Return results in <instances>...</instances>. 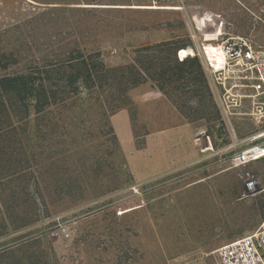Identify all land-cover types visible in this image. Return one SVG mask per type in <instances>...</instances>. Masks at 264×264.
Returning <instances> with one entry per match:
<instances>
[{
	"label": "rangeland",
	"instance_id": "obj_1",
	"mask_svg": "<svg viewBox=\"0 0 264 264\" xmlns=\"http://www.w3.org/2000/svg\"><path fill=\"white\" fill-rule=\"evenodd\" d=\"M160 31L186 50L177 60L220 33L264 48V0H0V77L48 71L57 83L79 53L121 68ZM198 60L214 107L204 109L201 95L177 97L191 98L187 117L149 81L118 107L113 89L75 96L70 88L61 106L0 117V264H216L217 248L264 224V192L242 198L231 169L264 120L248 100L235 106L251 94L242 82L224 97ZM159 97L185 120L180 148L144 120L143 103ZM166 160L178 166L144 175ZM250 169L264 186V161ZM58 223L67 237L53 235Z\"/></svg>",
	"mask_w": 264,
	"mask_h": 264
},
{
	"label": "trees",
	"instance_id": "obj_2",
	"mask_svg": "<svg viewBox=\"0 0 264 264\" xmlns=\"http://www.w3.org/2000/svg\"><path fill=\"white\" fill-rule=\"evenodd\" d=\"M178 43L174 39L139 48L132 62L121 68H106L99 53H79L58 70L62 80L57 83L48 71L1 76L0 117L10 118L13 107L22 109L29 117L31 111L41 114L61 106L67 100L65 94L70 88L75 96L113 89L116 93L114 106L118 107L125 104L129 90L148 81L186 117L185 109H192L188 106L191 98L178 102L177 97L197 98L201 95L204 100L200 105L204 109L213 108V97L199 58L186 56L177 60V50L179 55L186 51L180 50L184 47Z\"/></svg>",
	"mask_w": 264,
	"mask_h": 264
},
{
	"label": "built area",
	"instance_id": "obj_3",
	"mask_svg": "<svg viewBox=\"0 0 264 264\" xmlns=\"http://www.w3.org/2000/svg\"><path fill=\"white\" fill-rule=\"evenodd\" d=\"M222 35L220 33L207 41L203 37L198 48L190 49L193 54L189 57H198L203 61L206 73L223 90L224 97L226 95L229 98L231 90L238 86L231 82H242L239 86L249 89L251 94L242 95L235 106L243 99L248 100L253 107L252 114L257 119L264 120V48L254 46L241 36ZM208 47H211V56L207 52ZM217 49L220 54L213 52ZM199 135L204 133L200 132ZM251 141L252 144L239 151L231 161V169L236 170L237 179L242 186V198L255 197L264 192L260 175L250 169L251 164L264 161V129L253 135ZM53 235L67 237L68 227L58 223ZM214 254L216 264H264V224L217 248Z\"/></svg>",
	"mask_w": 264,
	"mask_h": 264
},
{
	"label": "crops",
	"instance_id": "obj_4",
	"mask_svg": "<svg viewBox=\"0 0 264 264\" xmlns=\"http://www.w3.org/2000/svg\"><path fill=\"white\" fill-rule=\"evenodd\" d=\"M174 39H176L174 36H167L166 31H160L154 35V40L152 43H163ZM150 91L153 92L154 90ZM143 104L144 105L142 107L144 111V120L150 127L148 129H150L151 135L159 137H172L173 145L170 146H173L174 148H180L181 146H179L177 142V137L179 136L180 132L177 131L176 126H183L185 124L184 118L171 106V104L165 98L159 97L150 102H144ZM149 110L155 113L156 111H158L159 118L157 121H155L156 119L154 120V117L152 118V116L149 115L150 113H147V111ZM160 150L164 153L170 152V149L166 148L163 144L161 145ZM207 151H209L208 147L205 148L203 153H207ZM175 164L176 166H178L177 163ZM176 166H173L167 160L162 161L158 166L154 168V173L150 171L147 172L148 170H146V173H144V175L146 174L148 179H150L151 176L155 179L156 177H161L163 175L169 174L174 168H176ZM206 179H208V177L194 181L191 184V187H197V185L201 184ZM143 180L146 181V177H144Z\"/></svg>",
	"mask_w": 264,
	"mask_h": 264
},
{
	"label": "bare ground",
	"instance_id": "obj_5",
	"mask_svg": "<svg viewBox=\"0 0 264 264\" xmlns=\"http://www.w3.org/2000/svg\"><path fill=\"white\" fill-rule=\"evenodd\" d=\"M146 9H150V10H158V9H169V10H175L177 8H173V7H167V8H162V7H157V6H151V7H145ZM217 54H220V51L218 50ZM218 58L220 57L219 55H217ZM183 57H186V54L183 55Z\"/></svg>",
	"mask_w": 264,
	"mask_h": 264
}]
</instances>
